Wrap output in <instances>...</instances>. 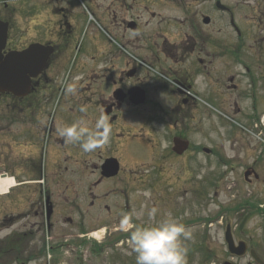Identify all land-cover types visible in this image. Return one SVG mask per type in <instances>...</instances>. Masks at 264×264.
Returning a JSON list of instances; mask_svg holds the SVG:
<instances>
[{"label":"flooded vegetation","instance_id":"flooded-vegetation-1","mask_svg":"<svg viewBox=\"0 0 264 264\" xmlns=\"http://www.w3.org/2000/svg\"><path fill=\"white\" fill-rule=\"evenodd\" d=\"M253 3L258 34L249 55L241 8L223 0H33L24 18L0 8L9 25L0 53V177L14 180L0 191V264H84L86 249L102 247L91 241L96 234L130 239L148 223L138 212L169 169L163 162L178 170L192 163L194 109L257 125L264 142V0ZM76 77L77 94H66ZM102 115L112 127L102 149L85 153L59 135ZM248 169L264 207V146ZM243 234L234 233L236 243ZM247 243L243 255L225 246L224 264H264V246ZM116 250L112 264H133Z\"/></svg>","mask_w":264,"mask_h":264},{"label":"rangeland","instance_id":"rangeland-1","mask_svg":"<svg viewBox=\"0 0 264 264\" xmlns=\"http://www.w3.org/2000/svg\"><path fill=\"white\" fill-rule=\"evenodd\" d=\"M0 1L6 3V7L5 4L0 7L2 10L13 12L15 9L21 18L29 14L33 2ZM223 1L227 6L241 8L239 17L245 19L243 27L246 38L250 40V47L247 45L244 54H252V40L258 34L256 20L253 18L254 0ZM229 28L226 27L223 35H228ZM223 49L227 55H239L238 48L237 51H229V47ZM240 106L247 107V103L243 102ZM226 114L227 111L222 110L219 113L210 108L192 110V163L189 162L186 168L181 170L180 167L178 170V164L171 169L170 160L163 162V166L169 169L164 170L159 185L150 187L147 192V207H142L138 212L148 216V223H154L164 214L171 212L191 229L194 238L187 242V264H224L226 228L231 225L233 231L239 233V226L245 217H248V220L243 237H252L255 245L264 246V207L257 206L254 188L244 181V168L252 165L256 146H264V142L256 132L257 125L235 124ZM204 147L215 151L217 155H207L203 152ZM145 161L148 166L151 164V158ZM224 162H229V165ZM184 164L182 160L181 166ZM16 174L20 173L16 171ZM91 241L96 248L102 247L97 254H89L86 249L84 264H112L115 256L113 249L130 244L128 240L117 243L116 239H105L103 236ZM91 245L88 246L92 247ZM115 252L120 254V257L133 260L135 264V254L126 255L125 250Z\"/></svg>","mask_w":264,"mask_h":264},{"label":"clouds","instance_id":"clouds-1","mask_svg":"<svg viewBox=\"0 0 264 264\" xmlns=\"http://www.w3.org/2000/svg\"><path fill=\"white\" fill-rule=\"evenodd\" d=\"M78 80L76 77V82L65 86L66 94H77ZM79 111L85 113L87 109L81 106ZM58 131L66 142L78 144L85 153L104 148L112 135L109 119L104 115L97 118L92 127L85 120H76ZM149 218H152L151 213ZM193 238L191 229L169 212L154 223H146L133 230L130 247L135 254V264H187V242Z\"/></svg>","mask_w":264,"mask_h":264},{"label":"water","instance_id":"water-1","mask_svg":"<svg viewBox=\"0 0 264 264\" xmlns=\"http://www.w3.org/2000/svg\"><path fill=\"white\" fill-rule=\"evenodd\" d=\"M7 29H8V24L3 23L2 21H0V51H1L2 47L4 46V43H5L6 38H7ZM206 151L208 152V150H206ZM246 176H248V173L246 174ZM244 223L241 225V228H243ZM226 241L228 242L230 250L232 252H235V249L233 248L235 246V244H234V241H233V238H232V233H231V227L230 226H228V228H227ZM241 246H245V244L242 243ZM237 253L238 254H243L244 252H237Z\"/></svg>","mask_w":264,"mask_h":264},{"label":"bare ground","instance_id":"bare-ground-1","mask_svg":"<svg viewBox=\"0 0 264 264\" xmlns=\"http://www.w3.org/2000/svg\"><path fill=\"white\" fill-rule=\"evenodd\" d=\"M13 186H14V180L12 178H1L0 177V190H1V192H7Z\"/></svg>","mask_w":264,"mask_h":264}]
</instances>
